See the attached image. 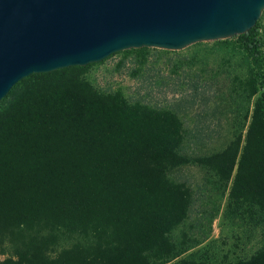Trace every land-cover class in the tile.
I'll list each match as a JSON object with an SVG mask.
<instances>
[{
    "label": "trees",
    "instance_id": "trees-1",
    "mask_svg": "<svg viewBox=\"0 0 264 264\" xmlns=\"http://www.w3.org/2000/svg\"><path fill=\"white\" fill-rule=\"evenodd\" d=\"M236 38L253 62L262 60L257 23ZM65 70L31 75L0 101V264H167L178 255L169 234L188 211V190L166 174L187 163L181 123L101 96L76 73L54 74ZM259 77L249 81L257 98L244 137L241 130L199 161L225 181L235 169L229 198L264 215ZM218 264H264V247Z\"/></svg>",
    "mask_w": 264,
    "mask_h": 264
},
{
    "label": "rangeland",
    "instance_id": "rangeland-1",
    "mask_svg": "<svg viewBox=\"0 0 264 264\" xmlns=\"http://www.w3.org/2000/svg\"><path fill=\"white\" fill-rule=\"evenodd\" d=\"M257 24L264 52V10ZM236 42V37L200 42L178 51L130 49L54 73H76L101 96L168 112L181 123L180 153L187 163L166 174L170 182L188 190V211L169 234L178 255L167 264L236 262L264 247V215L255 206L229 198L235 169L225 181L199 161L221 152L241 130L244 137L250 121L257 95L249 96V81H262L264 54L260 62H253ZM35 80H24L17 91ZM5 105L0 102V110ZM5 258L0 252V262Z\"/></svg>",
    "mask_w": 264,
    "mask_h": 264
},
{
    "label": "water",
    "instance_id": "water-1",
    "mask_svg": "<svg viewBox=\"0 0 264 264\" xmlns=\"http://www.w3.org/2000/svg\"><path fill=\"white\" fill-rule=\"evenodd\" d=\"M263 10L264 0H0V101L34 74L235 38Z\"/></svg>",
    "mask_w": 264,
    "mask_h": 264
}]
</instances>
